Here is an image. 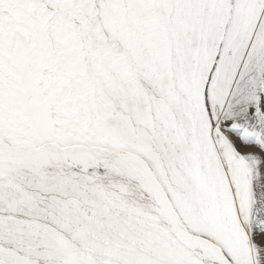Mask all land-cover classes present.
<instances>
[{"label":"snow or ice","instance_id":"snow-or-ice-1","mask_svg":"<svg viewBox=\"0 0 264 264\" xmlns=\"http://www.w3.org/2000/svg\"><path fill=\"white\" fill-rule=\"evenodd\" d=\"M0 264H264V0H0Z\"/></svg>","mask_w":264,"mask_h":264}]
</instances>
